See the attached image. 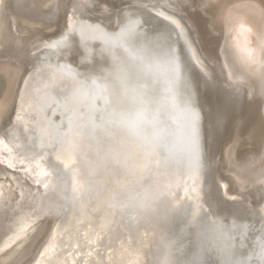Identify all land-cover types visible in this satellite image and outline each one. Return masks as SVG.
I'll return each mask as SVG.
<instances>
[{"label":"bare ground","instance_id":"bare-ground-1","mask_svg":"<svg viewBox=\"0 0 264 264\" xmlns=\"http://www.w3.org/2000/svg\"><path fill=\"white\" fill-rule=\"evenodd\" d=\"M7 1L0 0V48L29 54L44 44L35 14L50 0H27V7L14 9ZM148 4L173 27L197 68L208 73L210 64L169 9L171 0ZM138 24L107 34L103 25L92 27L68 11L67 30L84 49L99 42L112 66L103 78L92 75L86 82L62 65L46 63L19 81L13 132L9 137L0 132V175L22 168L31 184L18 183V190L7 194L0 186V264H177L175 222L183 217L191 224L211 211L208 189L216 205L242 206L226 179L208 178L202 118L181 63L166 51L135 45ZM52 103L67 113L63 129L47 117ZM4 107L0 114L8 110ZM19 131L34 132L40 152L24 153ZM260 207L256 215L264 222V202ZM208 215V241L221 249L231 231L221 217ZM243 225L232 219L230 226ZM258 256L264 264V247Z\"/></svg>","mask_w":264,"mask_h":264},{"label":"rangeland","instance_id":"rangeland-1","mask_svg":"<svg viewBox=\"0 0 264 264\" xmlns=\"http://www.w3.org/2000/svg\"><path fill=\"white\" fill-rule=\"evenodd\" d=\"M24 1L8 0L7 6L11 9L17 5L24 8L28 5L27 0L26 5L23 4ZM52 1L53 4L50 0L47 3L49 6L44 5L38 14H35V18L40 21L35 30L45 34L43 45L29 54L0 48V106L9 110L4 109L6 112H2V116L0 114V132L5 136L9 137L13 132L14 101L22 77L27 72L29 74L39 65L46 63L62 65L74 71L81 80L88 82L92 75L103 78L112 66L111 57L102 50L99 42H93L86 50L78 42L75 33L67 30L68 11L73 10L77 21L92 27L103 25L101 28L107 34L126 29L133 21H140L132 39L133 43L141 46L140 48L150 47L152 50L166 51L180 62L176 46L169 44L168 39L163 36L159 38L166 30L148 11L149 0ZM144 3L147 4L143 6ZM169 9L184 21L199 53L211 67L209 72L205 73L210 79L202 78L194 67L190 66L181 48L180 54L186 63L185 77L190 88L194 87L197 91L200 103L198 107L202 112L195 105L202 118L205 154L207 165L210 167L207 171L208 178L222 176L221 178L226 179L237 191L235 192L242 202L241 207L228 202L216 205L212 190L208 189L206 201L211 211L208 210L199 216L192 225H186L183 217H179L175 222L171 236L173 257L177 264H262L258 255L264 247L261 248L264 245V222L256 214L264 202V0H171ZM86 56L90 58L86 59ZM62 98L60 97V100ZM12 100L13 102H10ZM229 103L231 105H228ZM225 108L229 111H225ZM46 110L52 124L56 122L54 126L63 129L67 113L58 109L57 103H52ZM19 134L18 139L24 153L27 151V155H33L40 152L34 132L19 131ZM10 171L0 175V186H3L4 193L17 191L18 183L30 186L31 183L22 174V168H13ZM206 183L207 186L210 184L208 180ZM213 211L217 214L219 212V216ZM207 214L217 216L218 219L221 217L219 220L225 224V230L231 231L226 235L230 239L225 236L226 242L231 246L226 244L228 250L219 257L217 249L208 241L210 222L207 223ZM228 217L231 219L230 223L232 219H237L245 223L247 228L245 226L241 231L238 228L231 230L228 228ZM228 240L233 242L229 243ZM195 255L197 257H194ZM214 256H217V259Z\"/></svg>","mask_w":264,"mask_h":264},{"label":"water","instance_id":"water-1","mask_svg":"<svg viewBox=\"0 0 264 264\" xmlns=\"http://www.w3.org/2000/svg\"><path fill=\"white\" fill-rule=\"evenodd\" d=\"M148 8H149V6H148ZM149 11H150V14H152V16H153V18L155 19V20H157L162 26H164L165 27V34H163V35H161V36H159V38L160 37H162L163 36V38H166V39H168V43L169 44H172V45H175L176 46V53H177V55L179 56V59H180V62H181V64H182V71H183V74H184V76H185V68H186V63L184 62V60H183V57L181 56V54H180V50H181V48L183 49L182 51H183V53H184V55L186 56V58H187V60H188V63L190 64V66H192V67H194V69H195V71L202 77V78H204V79H210V77H208V76H206V75H204L198 68H197V66L194 64V62L191 60V58H190V56H189V54L187 53V48H186V46H184V44L178 39V38H174V35H173V31H174V29H173V27L169 24V23H167L166 21H164L162 18H160L159 17V14H157L156 13V11H153L152 9H150L149 8ZM139 23H140V21H139ZM101 57H102V55H101ZM90 58V56L89 57H87L86 56V59H89ZM102 58H104V57H102ZM105 59V58H104ZM106 61V60H105ZM188 82V81H187ZM188 84H189V82H188ZM190 86V85H189ZM190 88V87H189ZM190 90L192 91V94H193V98H194V101H195V104H196V106L198 107L199 105H200V103H199V100H198V97H197V91L194 89V87H191L190 88ZM198 109H199V107H198ZM200 110V109H199ZM200 112H201V110H200ZM202 113V112H201ZM237 220V219H236ZM189 225H192L193 223H188ZM231 223L229 224V228L230 229H233L234 230V228H232L231 226ZM246 225H243L242 227H238V229H242V228H244ZM224 247H222L221 249L220 248H218V249H220V250H218L217 249V252H218V254L217 255H220V254H222V253H226V251L228 250L227 248H226V244L225 245H223ZM214 248V247H213ZM214 249H216V248H214Z\"/></svg>","mask_w":264,"mask_h":264}]
</instances>
